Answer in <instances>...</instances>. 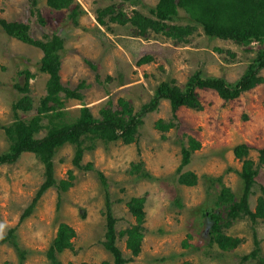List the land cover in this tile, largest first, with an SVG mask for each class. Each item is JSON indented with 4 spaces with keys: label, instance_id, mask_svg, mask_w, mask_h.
Instances as JSON below:
<instances>
[{
    "label": "rangeland",
    "instance_id": "rangeland-1",
    "mask_svg": "<svg viewBox=\"0 0 264 264\" xmlns=\"http://www.w3.org/2000/svg\"><path fill=\"white\" fill-rule=\"evenodd\" d=\"M158 2L75 0L68 8L54 9L47 0H0V18L29 24L36 39L53 35L64 39L62 82L83 95L76 99L61 93L65 119L71 121L79 116L82 106H89L96 118L101 117L104 107L122 110L121 98L138 112L150 101L159 83L170 79L183 88L198 72L203 77H222L234 83L263 46L257 41L240 45L229 39L210 38L185 8H179L174 19L167 21L192 29L179 40L153 29L140 35L136 26L112 22L109 14H102L105 25L98 22L99 11L108 6L126 17L138 11L155 18L151 9ZM76 4L84 11L78 24L72 19ZM144 56L152 58L139 64ZM42 57L40 48L8 36L0 26V154L10 147L4 126L17 119H31L47 94L49 74L40 70ZM25 71L32 75L28 93L16 87L24 85ZM197 92L201 109L184 106L174 118L169 100H162L156 111L144 116L136 141H100L85 151L82 165L91 163V170L74 165L73 145L59 148L53 159L55 177L58 181L70 180L72 171V184L65 191L57 186L49 188L24 220L23 213L46 179L45 166L31 152L23 153L14 163L1 164L0 264H50L46 253L61 223L71 225L76 232L73 248L59 254L62 264H114L103 244L106 191L118 233L136 222L128 201L132 197L146 198L142 251L126 264H264V220L254 222L244 217L231 221L223 231L240 238L241 243L223 250L211 242L210 222L204 216L205 210L216 208L227 219L225 207L219 202L223 188H230L237 197L243 192L239 175L243 163L234 154L239 144L250 146L248 158L258 168L249 198L253 211L258 198L264 197V162L260 163V150L264 148V83L232 100L223 99L213 89ZM26 94L32 98L34 109L14 113L13 104ZM159 120L173 126L161 129L156 125ZM48 126L49 120L44 118L38 138L47 133ZM196 144L200 147L192 151L189 163L178 173L183 148ZM97 171L105 175L106 187ZM185 172L197 175L195 185L178 181L179 174ZM126 240V236L119 235L117 243L124 255L131 257ZM256 240L263 262L253 257L244 260L257 249Z\"/></svg>",
    "mask_w": 264,
    "mask_h": 264
},
{
    "label": "trees",
    "instance_id": "trees-1",
    "mask_svg": "<svg viewBox=\"0 0 264 264\" xmlns=\"http://www.w3.org/2000/svg\"><path fill=\"white\" fill-rule=\"evenodd\" d=\"M75 0H47L50 7L54 9H64L73 5ZM35 3V1L33 2ZM35 5V4H34ZM179 8H185L204 28L210 38H222L233 40L240 45H248L252 42H260L263 46L257 52V56L250 62L244 74L234 83L228 82L222 77H203L201 73H195L181 88L174 84V80H165L157 85L150 101L144 104L138 112H134L131 105L123 98L120 99L122 110L114 109L112 106L101 109L100 118H96L89 106H82L79 116L74 120L65 119L66 110L61 93L66 98L82 99L83 95L78 89H71L65 86L61 76V51L64 48V39L59 35L52 37L46 36L45 39H36L31 33L29 24L19 21H9L0 18V26L5 33L16 38L23 43H27L40 48L43 57L40 60V70L49 74L47 81V94L40 101L36 109V115L29 120L17 119L10 125H5L4 129L10 141L7 151L0 154V165L16 162L23 153H34L45 166L46 179L40 186L36 197L31 205L25 210L21 220L28 217L35 207L36 202L52 186H57L61 191L67 190L71 186L74 173L70 171V180L63 179L58 181L55 177L54 155L57 150L68 144L75 148L73 163L81 169H93V165L88 163L82 165L85 151L95 147L100 141L117 142L130 144L136 141L139 129L143 126L144 116L158 109L162 100H169L171 111L174 118L181 107L201 109L202 104L199 100L197 89H213L225 100H232L239 97L243 92L249 91L256 86L264 83V0H159L155 8L151 9L155 18L148 17L135 11L133 16L126 17L122 12L116 13L113 6H108L100 10L98 22L105 25L102 14H109L112 22H130L136 26L140 35H146L149 29L162 32L164 35L183 39L192 32L190 27L180 25H170L168 20H173L178 14ZM83 9L79 4L73 8L72 19L78 24V17ZM152 57L144 56L139 64L149 62ZM89 63V62H88ZM26 81L23 86L17 85L22 92H29V79L32 76L29 71H25ZM14 113L18 111H31L34 109L32 98L26 94L13 104ZM48 118L49 126L47 133L38 138L42 127V121ZM157 127L168 130L173 123H165L159 120ZM200 147L199 144L191 145L190 148L184 147L182 150L183 161L178 173L183 166L190 161L193 150ZM235 156L243 163L239 175L243 182V192L237 197L230 188L224 187L219 202L226 210V217L216 208L205 210L204 216L210 222L211 242L216 243L223 250L236 248L241 239L225 234L223 228L228 226L231 221L249 217L252 221L264 220V197L258 198L256 210L250 207V194L256 184L258 168L253 159L248 158L250 146L239 144L234 149ZM260 163L264 162V148L260 150ZM102 185L107 186L106 177L102 172H98ZM178 181L185 185H195L197 175L193 172L180 173ZM105 216L106 233L104 247L113 256L114 264H126L133 257L138 256L142 251V242L145 236V197H132L127 206L131 214L135 217V224L118 233L116 229L117 219L112 210L110 194L106 191ZM218 207V204H217ZM14 230H12L13 233ZM11 233V235H12ZM75 229L67 224L61 223L57 235L47 250L46 256L50 264H62L59 254L66 249L73 248L72 239L75 236ZM126 236L127 249L131 251V257H126L118 246V236ZM12 244L18 248L16 241ZM257 249L250 255L243 257L247 260L250 257H259V243L256 240ZM24 252H21V255ZM104 264H108L105 262Z\"/></svg>",
    "mask_w": 264,
    "mask_h": 264
},
{
    "label": "clouds",
    "instance_id": "clouds-1",
    "mask_svg": "<svg viewBox=\"0 0 264 264\" xmlns=\"http://www.w3.org/2000/svg\"><path fill=\"white\" fill-rule=\"evenodd\" d=\"M0 228H2V226H0Z\"/></svg>",
    "mask_w": 264,
    "mask_h": 264
}]
</instances>
